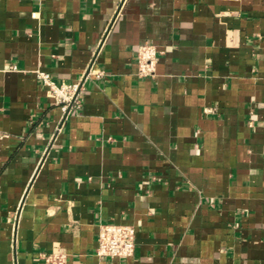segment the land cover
Returning a JSON list of instances; mask_svg holds the SVG:
<instances>
[{"label":"crops","instance_id":"crops-1","mask_svg":"<svg viewBox=\"0 0 264 264\" xmlns=\"http://www.w3.org/2000/svg\"><path fill=\"white\" fill-rule=\"evenodd\" d=\"M37 72L81 82L67 120ZM52 253L264 264V0H0V264Z\"/></svg>","mask_w":264,"mask_h":264},{"label":"built area","instance_id":"built-area-1","mask_svg":"<svg viewBox=\"0 0 264 264\" xmlns=\"http://www.w3.org/2000/svg\"><path fill=\"white\" fill-rule=\"evenodd\" d=\"M107 36V35H106ZM103 43V40L99 44ZM160 56L158 49L150 44L142 45L137 54L138 75L142 78L154 77ZM37 77L49 88L56 103L61 106L63 120L80 106L78 95L81 82L66 84L58 83L54 77L45 72H37ZM136 251V231L132 226L102 223L98 233L96 254L109 259H127L133 257ZM45 264H67V256L61 253L42 255Z\"/></svg>","mask_w":264,"mask_h":264}]
</instances>
